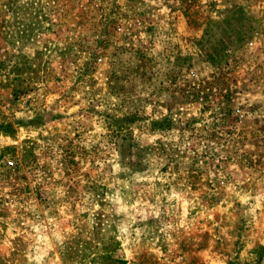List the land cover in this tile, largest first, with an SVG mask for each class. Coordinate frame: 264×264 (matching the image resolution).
Instances as JSON below:
<instances>
[{
    "label": "rangeland",
    "instance_id": "374dc122",
    "mask_svg": "<svg viewBox=\"0 0 264 264\" xmlns=\"http://www.w3.org/2000/svg\"><path fill=\"white\" fill-rule=\"evenodd\" d=\"M53 261L264 264V0H0V264Z\"/></svg>",
    "mask_w": 264,
    "mask_h": 264
},
{
    "label": "trees",
    "instance_id": "16d2710c",
    "mask_svg": "<svg viewBox=\"0 0 264 264\" xmlns=\"http://www.w3.org/2000/svg\"><path fill=\"white\" fill-rule=\"evenodd\" d=\"M134 118V116H125L121 121H116L115 122V128L112 129V136L116 137L121 140V143L115 141L116 144H118V146H116L119 151H121V154H123V151L127 148L130 147L131 144L129 143V141L127 142V140L130 138L129 134L130 132H128L127 128H126V123L132 121V119ZM129 143V144H128Z\"/></svg>",
    "mask_w": 264,
    "mask_h": 264
},
{
    "label": "clouds",
    "instance_id": "9594fccd",
    "mask_svg": "<svg viewBox=\"0 0 264 264\" xmlns=\"http://www.w3.org/2000/svg\"><path fill=\"white\" fill-rule=\"evenodd\" d=\"M53 264H55V261H53Z\"/></svg>",
    "mask_w": 264,
    "mask_h": 264
}]
</instances>
